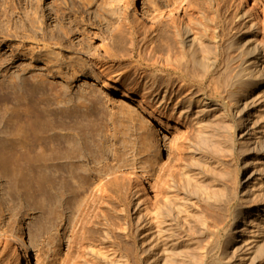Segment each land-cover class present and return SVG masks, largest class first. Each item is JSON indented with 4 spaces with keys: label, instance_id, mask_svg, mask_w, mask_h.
<instances>
[{
    "label": "rangeland",
    "instance_id": "374dc122",
    "mask_svg": "<svg viewBox=\"0 0 264 264\" xmlns=\"http://www.w3.org/2000/svg\"><path fill=\"white\" fill-rule=\"evenodd\" d=\"M61 1L0 0V264H16V256L23 253L21 248L27 241L26 232L41 239L55 225L63 232L62 238L72 237L77 202H57V214H50L52 205L44 178L51 169L58 180L61 176L68 180L72 191L84 184L80 198L99 180L115 187L127 188L133 183L147 189L154 180L139 156L142 134L122 123L121 110L129 106L107 99L105 90L94 91L102 69L115 60L113 71L122 88L137 99L144 98L150 106L166 85L175 83L177 93L171 94L161 108L167 128L163 133L154 128L152 134L160 141L161 163H165L179 144V129L185 128L179 117V101L188 92L178 93L179 88L186 81L204 89L209 100L225 103L216 91L223 89L220 76L227 60L236 53L229 49L232 36L242 32L235 14L240 8L237 0H188L177 18L141 32L138 30L144 16L153 12L151 0H140L138 8L131 5L132 0L121 4L117 0H64L59 10ZM243 1L241 7L256 8L264 39V0ZM124 13L129 14L126 19L134 29L123 31L112 44L111 26L124 18ZM134 14L142 21L135 22ZM190 16L195 21L191 24L193 35L205 36V43L211 46L209 57L216 61L212 77L194 62L188 46L182 49L175 32L178 25L184 33ZM158 55L172 60L165 62L167 66L157 67ZM155 72L159 87H152L148 80ZM51 155H55L53 161ZM234 173L242 181L239 189L250 184L251 172L238 169ZM105 196L98 195L95 211L106 220L94 219L88 229L92 236L102 224L115 232L128 222L127 218H118L120 204L113 198L102 211L99 201ZM70 205L71 211L67 210ZM129 213L133 215V210ZM129 220L132 226L131 217ZM55 250V264H61L73 249L69 243L57 241L45 250L41 264H50ZM30 253L35 262L36 253ZM256 264H264V257Z\"/></svg>",
    "mask_w": 264,
    "mask_h": 264
},
{
    "label": "bare ground",
    "instance_id": "6f19581e",
    "mask_svg": "<svg viewBox=\"0 0 264 264\" xmlns=\"http://www.w3.org/2000/svg\"><path fill=\"white\" fill-rule=\"evenodd\" d=\"M63 1L58 3L59 10ZM187 1L151 0L153 12L144 16L138 31L159 28L177 18ZM237 1L240 8L235 14L242 23V32L232 36L229 49L236 53L227 60L224 74L220 76L223 89L216 91L225 103L209 100L204 89L194 88L185 81L178 90V93L188 92L179 101V117L185 128L179 129L176 139L179 144L175 143L165 163H161L160 141L152 134L154 128L161 133L167 128L161 108L171 94L177 93L173 89L175 83L166 85L153 99V108L144 98L137 99L134 93L122 88L113 71L115 60L100 71L94 91L105 90L107 99L129 106L121 110L122 123L142 134L139 156L147 165L145 171L154 180L149 189L133 183L127 188L115 187L113 183L99 180L91 186L89 194L80 198L84 184L72 191L68 180L63 176L58 180L51 169L49 175L47 172L45 178L44 174L42 176L49 189L50 214H57V202H77L72 237L62 238L63 232L53 224L47 236L41 239L26 232L27 241L21 248L23 253L16 256V264H41L45 250L57 241L69 243V248L73 249L61 264H256L264 257V39L260 33L263 22L255 7H241L243 0ZM139 3L140 0H132L131 5L138 8ZM122 16L124 18L111 26L112 44L123 31L134 29L127 20L129 14ZM141 18L133 15L135 22L142 21ZM189 21L183 34L178 25L175 32L181 38L182 49L188 46L194 62L212 77L216 61L210 58L211 46L205 43V36L193 35L192 16ZM205 31L209 30L205 28ZM149 42L153 45V40ZM155 58L157 67L167 66L165 62L172 60L164 55ZM148 80L152 87L159 84L156 72ZM104 144L105 141L103 147ZM238 160L240 163L234 168ZM238 169L247 174L251 172L249 179L252 177L250 184L245 182L247 186L241 189L242 181L234 173ZM100 193L106 194L104 200L99 201L102 211L113 198L120 204L118 218H127L128 222L115 232H109L102 224L92 236L88 229L94 219L106 220L95 211ZM71 209V205L68 206L67 210ZM131 209L133 215L129 213ZM32 251L37 255L35 262ZM57 256L58 253L51 258L50 264L56 263Z\"/></svg>",
    "mask_w": 264,
    "mask_h": 264
}]
</instances>
